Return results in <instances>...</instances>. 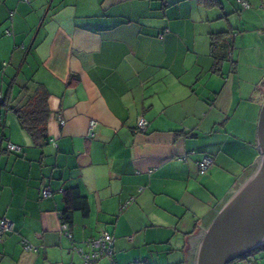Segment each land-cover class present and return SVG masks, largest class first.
I'll return each instance as SVG.
<instances>
[{
    "label": "crops",
    "instance_id": "obj_1",
    "mask_svg": "<svg viewBox=\"0 0 264 264\" xmlns=\"http://www.w3.org/2000/svg\"><path fill=\"white\" fill-rule=\"evenodd\" d=\"M41 87L35 142L17 110ZM263 104L264 0H0V264H87L77 249L104 231L117 264H194L256 167ZM73 186L90 212L66 229Z\"/></svg>",
    "mask_w": 264,
    "mask_h": 264
},
{
    "label": "water",
    "instance_id": "obj_2",
    "mask_svg": "<svg viewBox=\"0 0 264 264\" xmlns=\"http://www.w3.org/2000/svg\"><path fill=\"white\" fill-rule=\"evenodd\" d=\"M258 146L260 157L253 173L230 196L206 230L194 264H230L264 247V104Z\"/></svg>",
    "mask_w": 264,
    "mask_h": 264
},
{
    "label": "trees",
    "instance_id": "obj_3",
    "mask_svg": "<svg viewBox=\"0 0 264 264\" xmlns=\"http://www.w3.org/2000/svg\"><path fill=\"white\" fill-rule=\"evenodd\" d=\"M37 92L38 93L34 96V100L18 108L17 111L23 126L27 128L34 141L44 142L49 138L47 130V122L50 114L48 106L49 93L42 87L39 88ZM64 202L65 209L61 217L63 222L68 226L72 224L75 210L81 211L84 216H87L90 212L88 199L82 194L79 187L73 186L65 189ZM250 254L244 255L238 260L246 261L251 256Z\"/></svg>",
    "mask_w": 264,
    "mask_h": 264
},
{
    "label": "built area",
    "instance_id": "obj_4",
    "mask_svg": "<svg viewBox=\"0 0 264 264\" xmlns=\"http://www.w3.org/2000/svg\"><path fill=\"white\" fill-rule=\"evenodd\" d=\"M243 4L246 5L247 3L243 2ZM61 123L63 124L64 121L62 120ZM148 124H149L148 121L142 117L138 121V129L141 131H146ZM96 125H97V121L92 120L90 122L89 134L93 135V130L95 129ZM8 150L10 152L20 153L22 152L23 149L22 146L9 142ZM213 164H214V158L212 156L209 155L204 156L198 163L199 173L201 174L207 173V171L210 169V167ZM42 195L44 197L50 196L51 195L50 189L49 188L43 189ZM64 226L67 229L68 225L66 223L64 224ZM14 230H15L14 223L10 219L8 218L0 219V241H3L6 238V236L9 233L14 232ZM66 234H69V237H72L71 233H69L68 231H66ZM114 241H115V237L109 232L104 231L98 237H91L85 241L87 247L93 248L92 252L90 253L86 252L84 248H79L77 250L80 252V254L85 259L87 264L95 263L104 258L110 260L109 264H117L114 259V254H115ZM23 246L26 251H36L38 248L37 246H34L27 241H24ZM231 264H248V263H244L241 260H236Z\"/></svg>",
    "mask_w": 264,
    "mask_h": 264
}]
</instances>
